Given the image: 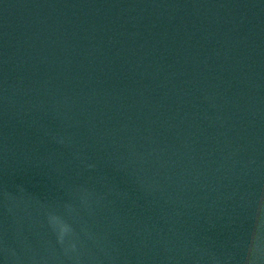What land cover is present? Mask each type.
Instances as JSON below:
<instances>
[{
	"label": "water",
	"instance_id": "1",
	"mask_svg": "<svg viewBox=\"0 0 264 264\" xmlns=\"http://www.w3.org/2000/svg\"><path fill=\"white\" fill-rule=\"evenodd\" d=\"M0 264H264V0H0Z\"/></svg>",
	"mask_w": 264,
	"mask_h": 264
}]
</instances>
